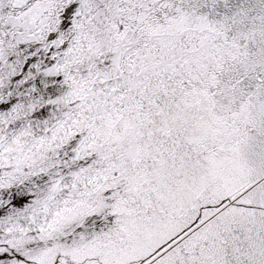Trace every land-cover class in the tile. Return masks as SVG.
<instances>
[{
  "label": "rangeland",
  "instance_id": "rangeland-1",
  "mask_svg": "<svg viewBox=\"0 0 264 264\" xmlns=\"http://www.w3.org/2000/svg\"><path fill=\"white\" fill-rule=\"evenodd\" d=\"M185 253L264 264V0H0V264Z\"/></svg>",
  "mask_w": 264,
  "mask_h": 264
},
{
  "label": "bare ground",
  "instance_id": "bare-ground-1",
  "mask_svg": "<svg viewBox=\"0 0 264 264\" xmlns=\"http://www.w3.org/2000/svg\"><path fill=\"white\" fill-rule=\"evenodd\" d=\"M2 1V0H1ZM75 31V30H74ZM74 31H72L73 33L71 34V35H73L74 34ZM77 32H78V30H76ZM77 32H75V33H77ZM55 37V36H54ZM53 37V38H54ZM56 38V37H55ZM114 41V40H113ZM71 42V41H70ZM136 42V41H135ZM112 46V45H111ZM117 50V49H116ZM123 50V49H122ZM59 52V51H58ZM98 52V51H97ZM111 52V51H110ZM117 52H119L120 53V51H117ZM125 53V52H124ZM181 54L182 53H180L179 54V56H178V58L176 59V61L175 60H173L172 58H170V57H168V59H165V61H162V62H155V63H147L146 65H147V67H144V70L141 72V73H135V76L136 77H138L139 76V78H141L140 77V75H143V74H145L146 72H151L153 75H150V76H152L153 78H154V80H158V79H160L161 78V75H162V73H164L165 74V72L166 71H169L170 72V74H175L174 73V71H175V69H170V67H174V66H180L181 64H179V61H181ZM100 55H101V53H100ZM116 55H118V53H115L114 54V56H116ZM45 56V55H44ZM103 56H104V53H103ZM108 57H110L109 56V54H108ZM95 60V59H94ZM56 61V60H55ZM55 61H50V59H48V62H46L45 64H46V66H45V68H41V70H42V72H43V79H45L46 81L49 79V78H51V75H52V72H56L57 70H56V65L55 64H57ZM110 62V61H109ZM25 63V62H24ZM104 63V62H103ZM29 64H32V62L31 61H29V63H28V65ZM27 65V66H28ZM109 66V65H108ZM118 66V65H117ZM197 67V66H196ZM27 68V67H26ZM109 68V67H108ZM28 70V69H27ZM116 71V70H115ZM166 75H167V73H166ZM124 76V75H123ZM121 80H122V86L124 87V88H127V90L128 91H136V93L138 94V92L140 91L141 92V88L140 87H146V86H149V84L151 83L150 81H148V79L147 80H145L144 82H146L147 83V85H145V86H142L144 83H139V84H137L138 83V81L135 79V80H133V83H131V85H129V86H127V83H126V80L123 78V77H121L120 78ZM36 81V80H35ZM55 81V80H54ZM37 83L39 82V81H36ZM128 82H130V80L128 81ZM157 81H155L154 83H156ZM40 83V82H39ZM118 84V83H117ZM13 86V85H12ZM63 86V85H62ZM152 86V85H151ZM24 90V89H23ZM150 90V89H149ZM27 94V93H26ZM143 96V95H142ZM139 96H136V97H134V99H133V101L135 100V99H139L138 98ZM50 98V97H49ZM61 99V98H60ZM61 101V100H60ZM131 101V100H130ZM138 101V100H137ZM141 102V101H140ZM52 103V102H51ZM60 103V102H59ZM139 103V102H138ZM170 103V102H169ZM52 105V104H51ZM50 105V106H51ZM61 105V104H60ZM155 105V104H154ZM50 106H44V109L46 108V107H49L50 108ZM57 106V105H56ZM58 109V108H57ZM172 109V108H171ZM45 110H47V109H45ZM63 111V110H62ZM43 112V111H42ZM182 112V111H181ZM179 114V113H178ZM53 118V117H52ZM180 118V117H179ZM177 123V126H181V127H183L182 126V122L184 123V120H182L181 118L179 119V121H176ZM177 126H175V127H177ZM176 129V128H175ZM77 141V140H76ZM71 147V146H70ZM133 150L134 151H130L131 153L132 152H134L135 154L136 153H138V147H137V149L136 148H133ZM141 154V153H140ZM119 164V163H118ZM83 168V167H82ZM68 173H72V175L73 174H75V172L73 173L72 171H68Z\"/></svg>",
  "mask_w": 264,
  "mask_h": 264
},
{
  "label": "trees",
  "instance_id": "trees-1",
  "mask_svg": "<svg viewBox=\"0 0 264 264\" xmlns=\"http://www.w3.org/2000/svg\"><path fill=\"white\" fill-rule=\"evenodd\" d=\"M241 232H242V231H241ZM241 232H240L239 235H237V238H235V239H238V242H236V243L234 242L236 246L240 245L239 240H240ZM222 237H223V239H224V242H226V240H225V238H226V234H224ZM240 248H241V247H239V249H240ZM242 249H243V248H242ZM243 250H246V249L244 248ZM197 254H198V253H197ZM197 254H196V255H197ZM184 256H185V258H181V260H183V261H182V263H180V264H200V263L197 262V260H195V257H194V256L192 257L191 254H187V253H185ZM196 257L199 258V255H197ZM194 261H195V262H194ZM175 264H177V263L175 262Z\"/></svg>",
  "mask_w": 264,
  "mask_h": 264
},
{
  "label": "flooded vegetation",
  "instance_id": "flooded-vegetation-1",
  "mask_svg": "<svg viewBox=\"0 0 264 264\" xmlns=\"http://www.w3.org/2000/svg\"><path fill=\"white\" fill-rule=\"evenodd\" d=\"M34 219H35V218H34ZM34 219H32V220H30V221H32V222H37V220H38V219H37V220H35V221H34Z\"/></svg>",
  "mask_w": 264,
  "mask_h": 264
}]
</instances>
